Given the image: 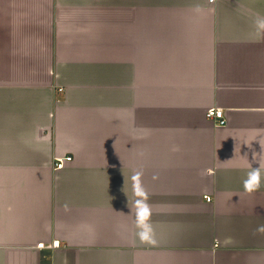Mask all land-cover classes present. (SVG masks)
Returning a JSON list of instances; mask_svg holds the SVG:
<instances>
[{"label":"crops","instance_id":"1","mask_svg":"<svg viewBox=\"0 0 264 264\" xmlns=\"http://www.w3.org/2000/svg\"><path fill=\"white\" fill-rule=\"evenodd\" d=\"M261 19L264 0H0V264H264Z\"/></svg>","mask_w":264,"mask_h":264},{"label":"clouds","instance_id":"2","mask_svg":"<svg viewBox=\"0 0 264 264\" xmlns=\"http://www.w3.org/2000/svg\"><path fill=\"white\" fill-rule=\"evenodd\" d=\"M257 27L260 30H264V19L257 21ZM133 181V189L134 192L140 197H143V199H138L137 204L143 203L144 207L142 210H139L137 213V223L138 227L141 228V232L139 233L140 238L142 240H148L150 239V233H151V225L147 223V218L145 217V212H149V206L147 204V192L143 189L140 183V173H136L132 177ZM260 171L258 168L253 169L251 172L248 173V178L244 181V189L245 191L251 193L253 191H256L260 187ZM261 231H264V228L260 229Z\"/></svg>","mask_w":264,"mask_h":264},{"label":"built area","instance_id":"3","mask_svg":"<svg viewBox=\"0 0 264 264\" xmlns=\"http://www.w3.org/2000/svg\"><path fill=\"white\" fill-rule=\"evenodd\" d=\"M206 117L217 127H224L227 125V119L225 117L224 110L221 108H211L207 111ZM71 157L59 158L55 164L56 169L60 170L65 166L66 162L71 161ZM210 201L209 198H207ZM39 248H44V244H39Z\"/></svg>","mask_w":264,"mask_h":264}]
</instances>
